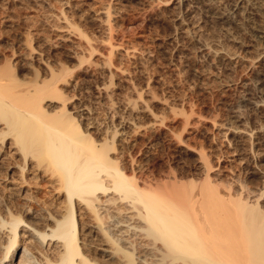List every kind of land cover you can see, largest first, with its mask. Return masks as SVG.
<instances>
[{"label": "rangeland", "instance_id": "1", "mask_svg": "<svg viewBox=\"0 0 264 264\" xmlns=\"http://www.w3.org/2000/svg\"><path fill=\"white\" fill-rule=\"evenodd\" d=\"M2 45L0 66L10 62L21 78L35 71L48 78L66 67L58 86L70 110L93 134L107 140L114 134L111 154L134 166L142 180H165L169 173L206 178L221 192H249L250 199L263 189L264 0H0ZM16 147L10 135L0 140V216L22 218L18 242L29 246L26 228L42 226L33 212L57 217L64 196L33 159L21 168ZM109 191L100 193L101 223L92 210L75 213L81 253L96 264L108 262L100 235L117 236L126 225L121 219L131 215L118 213L119 200L106 201L117 196ZM258 199L264 201V192ZM93 225L98 237L89 232ZM138 242L134 258L148 247ZM40 247L55 261L53 246ZM115 254L106 264H116L122 254Z\"/></svg>", "mask_w": 264, "mask_h": 264}, {"label": "bare ground", "instance_id": "2", "mask_svg": "<svg viewBox=\"0 0 264 264\" xmlns=\"http://www.w3.org/2000/svg\"><path fill=\"white\" fill-rule=\"evenodd\" d=\"M24 40L30 47V37ZM20 71L14 72L10 62L0 66V124L4 125L0 136L2 140L6 135L14 137L23 160L22 169L27 159H33L55 178L64 196V209L54 219L33 212L32 217L43 228H36L35 224L26 228L31 238L29 246H20L18 242L17 229L24 223L22 218L14 212L0 216V264H96L81 253L77 238L80 225L75 213L81 208L92 210L100 222L99 208L104 200L101 201L100 193L105 195L109 190L117 196L106 201L119 200L120 209L113 207L114 210L131 215L126 220L120 218L126 225L116 230L117 236L111 237V231L109 236L106 232L100 235L104 239L99 246L103 262H112L116 251L122 254L114 257L116 264H264V201L258 199L264 185L250 199L249 192H221L216 183L206 178L199 182L181 180L169 173L165 180H142L134 166L125 165L118 155L111 154L117 150L114 134L108 140L93 134L89 123L70 110L69 98L58 86L69 74L66 67L52 71L48 78L35 71L32 78L25 79ZM104 176L109 184L104 182ZM112 203L109 204L113 206ZM97 227L93 225L89 232L98 237ZM127 231H132L133 239ZM126 235L132 240H127ZM107 238H113L114 244L108 245ZM134 239L148 244L145 254L140 252L143 254L136 258L132 257ZM115 244L119 247L112 246ZM42 245L53 246L55 261L50 260L52 257H48Z\"/></svg>", "mask_w": 264, "mask_h": 264}]
</instances>
